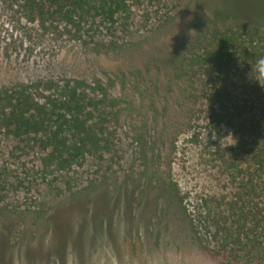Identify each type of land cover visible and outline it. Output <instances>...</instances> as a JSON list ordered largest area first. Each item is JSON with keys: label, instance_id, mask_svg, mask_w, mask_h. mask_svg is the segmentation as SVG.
<instances>
[{"label": "rangeland", "instance_id": "374dc122", "mask_svg": "<svg viewBox=\"0 0 264 264\" xmlns=\"http://www.w3.org/2000/svg\"><path fill=\"white\" fill-rule=\"evenodd\" d=\"M217 29L242 46L192 63ZM262 30L264 0H126L77 26L0 0V94L99 84L106 140L61 167L0 130V264H264Z\"/></svg>", "mask_w": 264, "mask_h": 264}, {"label": "trees", "instance_id": "16d2710c", "mask_svg": "<svg viewBox=\"0 0 264 264\" xmlns=\"http://www.w3.org/2000/svg\"><path fill=\"white\" fill-rule=\"evenodd\" d=\"M31 19L58 17L67 24L77 26L88 17L100 16L107 22H114L115 16L125 9L126 0H23ZM222 19H231L226 9L218 11ZM237 22H248L235 17ZM250 34L258 35L260 28L255 24L247 27ZM261 33H264L262 30ZM241 32L231 29L214 30L209 34L212 41L201 54L190 56L192 63L208 64L219 69L225 65L231 48L241 47L238 42ZM248 35V33H247ZM206 37L201 36L199 42ZM264 54V49H263ZM21 86L5 90L0 94V130L20 138L33 134L43 151L45 159L64 167L70 165L90 147L106 143L102 126L92 123V112L102 103V87L97 84V95L91 94L80 80L73 84L67 81L57 94H50L43 102L35 100ZM94 89V88H93Z\"/></svg>", "mask_w": 264, "mask_h": 264}, {"label": "clouds", "instance_id": "9594fccd", "mask_svg": "<svg viewBox=\"0 0 264 264\" xmlns=\"http://www.w3.org/2000/svg\"><path fill=\"white\" fill-rule=\"evenodd\" d=\"M255 75L249 76L250 80L254 81L259 87L264 89V55H261L255 60ZM226 141L225 146L228 144L235 143L233 134L231 131H228L227 135L221 136L220 138ZM232 141V142H228Z\"/></svg>", "mask_w": 264, "mask_h": 264}]
</instances>
